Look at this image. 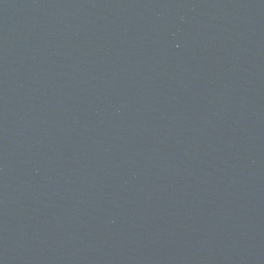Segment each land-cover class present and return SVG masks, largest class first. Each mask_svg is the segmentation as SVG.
<instances>
[{
	"label": "water",
	"instance_id": "95a60500",
	"mask_svg": "<svg viewBox=\"0 0 264 264\" xmlns=\"http://www.w3.org/2000/svg\"><path fill=\"white\" fill-rule=\"evenodd\" d=\"M0 264H264V0H0Z\"/></svg>",
	"mask_w": 264,
	"mask_h": 264
}]
</instances>
